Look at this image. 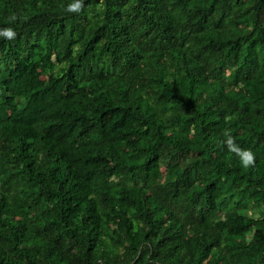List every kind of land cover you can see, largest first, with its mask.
<instances>
[{
	"label": "trees",
	"instance_id": "obj_1",
	"mask_svg": "<svg viewBox=\"0 0 264 264\" xmlns=\"http://www.w3.org/2000/svg\"><path fill=\"white\" fill-rule=\"evenodd\" d=\"M72 3L0 0V264H264V0Z\"/></svg>",
	"mask_w": 264,
	"mask_h": 264
},
{
	"label": "clouds",
	"instance_id": "obj_2",
	"mask_svg": "<svg viewBox=\"0 0 264 264\" xmlns=\"http://www.w3.org/2000/svg\"><path fill=\"white\" fill-rule=\"evenodd\" d=\"M83 9V0H75V3L68 5L67 11L69 12H80ZM16 16L13 15L10 17V21H15ZM17 33L11 27L4 28L0 30V37L7 39H15ZM226 141L229 151L235 152L241 159V164L243 167L252 166L255 163V153L251 149H242L235 144L234 137L230 133L225 132Z\"/></svg>",
	"mask_w": 264,
	"mask_h": 264
}]
</instances>
